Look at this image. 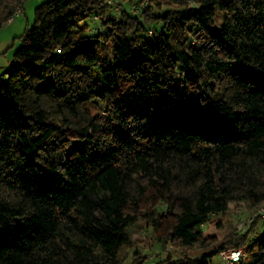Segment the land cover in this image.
I'll return each mask as SVG.
<instances>
[{
  "label": "trees",
  "instance_id": "1",
  "mask_svg": "<svg viewBox=\"0 0 264 264\" xmlns=\"http://www.w3.org/2000/svg\"><path fill=\"white\" fill-rule=\"evenodd\" d=\"M23 1L0 0V27ZM128 1H42L0 74V264H121L141 219L200 250L154 264L242 245L234 264H264L255 220L206 224L264 203V0Z\"/></svg>",
  "mask_w": 264,
  "mask_h": 264
},
{
  "label": "rangeland",
  "instance_id": "2",
  "mask_svg": "<svg viewBox=\"0 0 264 264\" xmlns=\"http://www.w3.org/2000/svg\"><path fill=\"white\" fill-rule=\"evenodd\" d=\"M42 1L45 0H24L20 10L0 27V74H3L12 63L14 51L21 44V36L26 29L33 25L35 7ZM105 2L115 4L110 11H107V13L115 14V16H119L121 10L125 7L135 11L137 6L136 1L105 0ZM138 3L142 6L149 3V0H140ZM97 20V16L90 14L83 22V25L85 24L86 26L87 33L93 34L95 27L98 26ZM152 27L159 28V25L155 23L152 24ZM81 144L82 142L78 140L73 142V146L76 147L81 146ZM218 219H222L223 221L222 230H218L212 225ZM252 220H255V222L253 223L252 230L248 234V239L251 241L257 237L258 232L264 231V203L256 207H251L245 203H232L228 206L225 213H215L209 216L206 224L210 226L207 231L215 236H220L225 233V238L233 239L238 234L244 233L249 228V223ZM128 233L131 238V244L122 249L120 254L122 258L121 264H130L131 259L134 257L133 252L135 251L139 256L146 258L145 264H154V262L165 258L169 254L173 258H177L184 254L192 257L200 252L199 248L195 245L178 246L173 242H158L153 236L150 225L142 219L130 226ZM240 248L245 250L246 245H242ZM222 260L218 255L213 258L215 264H227Z\"/></svg>",
  "mask_w": 264,
  "mask_h": 264
},
{
  "label": "built area",
  "instance_id": "3",
  "mask_svg": "<svg viewBox=\"0 0 264 264\" xmlns=\"http://www.w3.org/2000/svg\"><path fill=\"white\" fill-rule=\"evenodd\" d=\"M220 257L224 260L227 264H234L238 262L244 255L245 250L242 248H228L225 250H222L219 253Z\"/></svg>",
  "mask_w": 264,
  "mask_h": 264
}]
</instances>
